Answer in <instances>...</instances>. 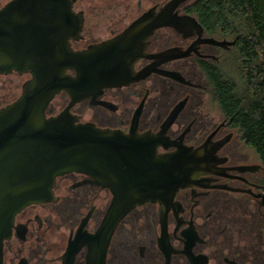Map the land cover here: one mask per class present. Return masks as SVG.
I'll use <instances>...</instances> for the list:
<instances>
[{"label":"flooded vegetation","instance_id":"flooded-vegetation-1","mask_svg":"<svg viewBox=\"0 0 264 264\" xmlns=\"http://www.w3.org/2000/svg\"><path fill=\"white\" fill-rule=\"evenodd\" d=\"M15 1L0 0V10ZM30 1L37 9L25 13H37L32 20L39 42L76 53L118 37L148 14L164 13L169 23L133 35L120 70L132 81L73 105L61 91L46 109L48 118L67 111L77 123L145 135L159 155L184 146L206 148L203 173L172 201L139 205L120 222L106 264H264V164L224 114L212 87L213 72L234 79L233 27L205 21L202 6L208 0ZM67 73L77 76L72 69ZM2 77L25 79L22 94L32 74ZM112 201L103 179L77 171L58 176L49 201L16 215L3 264H65L72 246L78 248L73 264H88V238Z\"/></svg>","mask_w":264,"mask_h":264},{"label":"water","instance_id":"water-1","mask_svg":"<svg viewBox=\"0 0 264 264\" xmlns=\"http://www.w3.org/2000/svg\"><path fill=\"white\" fill-rule=\"evenodd\" d=\"M30 4L17 0L0 10V74H32L21 96L0 107V264L16 215L28 205L49 201L57 177L72 171L105 180L113 193L102 225L87 242L88 264H106L120 222L139 205L172 201L203 173L206 148L184 146L159 155L145 135L77 123L67 111L46 116L61 91L69 93L73 105L105 87L132 81L121 77L122 55L130 49L133 35L144 29L148 35L169 24L164 13L148 14L118 37L76 53L39 42L32 20L37 13H25L37 9ZM175 5L174 1L169 8ZM70 69L76 77L67 73ZM77 251L69 248L65 264H73Z\"/></svg>","mask_w":264,"mask_h":264},{"label":"trees","instance_id":"trees-1","mask_svg":"<svg viewBox=\"0 0 264 264\" xmlns=\"http://www.w3.org/2000/svg\"><path fill=\"white\" fill-rule=\"evenodd\" d=\"M202 8L208 24L233 27L238 37L243 83L213 72L212 87L224 114L264 164V0H208Z\"/></svg>","mask_w":264,"mask_h":264},{"label":"rangeland","instance_id":"rangeland-1","mask_svg":"<svg viewBox=\"0 0 264 264\" xmlns=\"http://www.w3.org/2000/svg\"><path fill=\"white\" fill-rule=\"evenodd\" d=\"M233 77L239 84L243 83L241 73L239 72L238 59H236V68ZM24 81L25 79H20L18 77L0 78V104L4 103V101L10 102L19 97L21 94V85ZM221 114V112L215 111L213 115L219 118L222 116Z\"/></svg>","mask_w":264,"mask_h":264}]
</instances>
